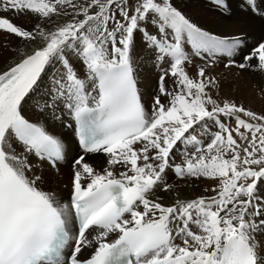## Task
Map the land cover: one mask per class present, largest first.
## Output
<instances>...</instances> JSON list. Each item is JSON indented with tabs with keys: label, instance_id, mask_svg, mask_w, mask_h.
Returning a JSON list of instances; mask_svg holds the SVG:
<instances>
[{
	"label": "snow or ice",
	"instance_id": "6c2138e0",
	"mask_svg": "<svg viewBox=\"0 0 264 264\" xmlns=\"http://www.w3.org/2000/svg\"><path fill=\"white\" fill-rule=\"evenodd\" d=\"M213 3L231 13L228 0ZM245 4L264 19V0ZM0 12L52 24L29 31L0 17V30L27 42L0 72V264H264V114L213 98L211 75L217 55L226 68L255 60L264 71V37L245 53L246 36L207 30L174 0H0ZM137 39L167 64L151 111ZM203 53L211 63L190 77L186 64ZM30 103L53 119L67 111L78 126L67 203L34 171L30 157L55 166L65 145L33 122ZM93 153L107 155L106 167L88 162ZM169 170L217 180L216 194L157 197L173 190Z\"/></svg>",
	"mask_w": 264,
	"mask_h": 264
},
{
	"label": "bare ground",
	"instance_id": "6f19581e",
	"mask_svg": "<svg viewBox=\"0 0 264 264\" xmlns=\"http://www.w3.org/2000/svg\"><path fill=\"white\" fill-rule=\"evenodd\" d=\"M174 3L179 9L185 11L207 30L214 31L216 34L220 35L246 36L248 38L249 46L244 49L245 53L250 51L251 46L264 37V19L249 14L245 0H228L231 9L230 14L222 13L218 10L214 5L213 0H174ZM0 17H6L10 19L12 23L17 26L25 27L26 30L29 31H31L37 24L44 25L45 23H48V27H52V24L47 22L45 18L31 12H11L7 14L0 12ZM52 19L59 24L63 23L68 17L53 16ZM26 43V41L17 37L15 34L9 33L6 30H0V72L7 70L19 59L16 55V51L18 49L23 50V46ZM133 57L135 60L134 67L140 93L144 99L145 97L147 98L146 101L148 103L153 104L154 98L158 93L159 77L162 75V69L166 68L167 64H158L156 61V53L150 49L142 39H137L136 45L133 49ZM202 57H193L192 62L186 64V71H188L190 77L196 78L198 66H203L205 63H211L206 53H203ZM227 63V57L217 55L216 63L211 68V75L219 81V88L213 90V98L235 101L238 105H243L246 108L250 107L251 110L254 109L257 113L264 114V107L259 105L260 102L263 103L261 96L264 93V71H261L256 67L255 60L252 61V67L245 69H240L235 66L226 68L225 65ZM76 66L82 68V65L79 63H77ZM46 83L47 81H45V84ZM168 83L171 84V80H168ZM244 101L250 103L249 107L246 106ZM27 114L33 118V122L39 120L46 124L48 131L64 143L65 153L67 152L66 154L73 155L78 152L76 139L73 136V127L69 128V112L64 111L58 115L57 119H53L50 112L47 110L39 112L35 110L30 103L27 108ZM68 115L69 118H67ZM66 123H69L67 124V127L65 126ZM68 135L69 137L71 135L70 140L67 138ZM189 150L192 151L193 149ZM66 154L65 157L67 156ZM86 159H88V162L91 163L94 168L101 170L106 167L108 157L104 153H93L89 154ZM30 160H33L37 165L34 169L37 175H44V172L41 171L42 168L46 170V174L47 171L51 172L53 181L56 182L55 186H57L54 192L58 194L62 202L67 203L70 190L63 188V186L65 185L69 188L71 183H67L71 178L69 172L65 173L61 179H57L54 175L55 170L49 168L50 165L41 162V160H37L34 156L30 157ZM176 162H182V157L179 154L176 155ZM57 166L60 170L65 167H61L59 164H57ZM73 167L74 165H70L71 169H73ZM165 179L167 183L173 185V190L170 192L158 190L155 192V195L169 203L174 202L177 194L181 198L188 199L216 194L212 191L218 182L215 179L203 177L180 178L170 170ZM205 189H208V191L206 192ZM257 239L264 242V236L258 235ZM177 242L179 243L180 241L178 240Z\"/></svg>",
	"mask_w": 264,
	"mask_h": 264
},
{
	"label": "rangeland",
	"instance_id": "374dc122",
	"mask_svg": "<svg viewBox=\"0 0 264 264\" xmlns=\"http://www.w3.org/2000/svg\"><path fill=\"white\" fill-rule=\"evenodd\" d=\"M20 38V37H19ZM147 98L145 97V100H146ZM261 100H262V102L263 103H259V105H261V106H263L264 107V93L262 94V96H261ZM245 103H246V106L247 107H249V102H247V101H244ZM146 103H147V105H149L150 106V108H152V104H150V103H148L147 101H146ZM245 107V106H244ZM246 108V107H245ZM246 109H250L251 110V108L249 107V108H246ZM149 111H151V109L149 110ZM252 111H254V109H252ZM254 112H256V111H254ZM257 113V112H256ZM257 114H260V113H257ZM67 118H69V115H68V117ZM66 122V121H65ZM69 122V121H68ZM67 124H69V123H66V127H67ZM69 126V125H68ZM70 137H71V135H70ZM69 137V135H68V137L67 138H69L68 140H70L71 138ZM73 137V136H72ZM77 151V150H76ZM67 153V152H66ZM67 156L65 157V159H64V161H61V162H57V164H59L61 167L63 166H65L64 168H62L61 170H60V168H58V166L56 165V167H49V168H51L52 170H55L56 171V173H55V171H54V175H55V178H57V179H61L62 177H63V175L65 174V173H67V172H69V174L71 175V178L69 179V181H67V183H69V182H71L70 183V185H69V188H67V186H63V188H65V189H69L70 191H71V184H72V172H73V169H71L70 168V165H73V163H72V161H73V156L72 155H69V154H66ZM74 155V154H73ZM41 162H45L44 160H42ZM46 164H48L47 162H45ZM49 165V164H48ZM47 166V165H46ZM48 167V166H47ZM41 171L42 172H44V175L42 176L41 174V177H42V179H43V181H44V187H45V190H51V191H55V188L57 187V186H55V184H56V182L55 181H53V178H52V174H51V172H49V171H47V174H46V170H44L43 168L41 169ZM52 183H53V186H52Z\"/></svg>",
	"mask_w": 264,
	"mask_h": 264
}]
</instances>
